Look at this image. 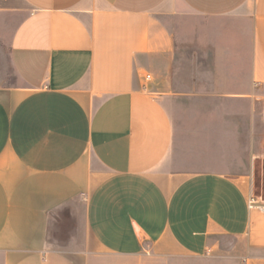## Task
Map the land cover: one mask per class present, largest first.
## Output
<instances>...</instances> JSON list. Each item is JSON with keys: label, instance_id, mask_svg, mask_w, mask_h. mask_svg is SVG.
Masks as SVG:
<instances>
[{"label": "crops", "instance_id": "0c3cea01", "mask_svg": "<svg viewBox=\"0 0 264 264\" xmlns=\"http://www.w3.org/2000/svg\"><path fill=\"white\" fill-rule=\"evenodd\" d=\"M262 161L264 0H0V264H264Z\"/></svg>", "mask_w": 264, "mask_h": 264}, {"label": "rangeland", "instance_id": "374dc122", "mask_svg": "<svg viewBox=\"0 0 264 264\" xmlns=\"http://www.w3.org/2000/svg\"><path fill=\"white\" fill-rule=\"evenodd\" d=\"M7 81L9 83L10 79ZM252 193L260 205L264 206V161L260 162L255 170L252 183Z\"/></svg>", "mask_w": 264, "mask_h": 264}, {"label": "built area", "instance_id": "2783aa9c", "mask_svg": "<svg viewBox=\"0 0 264 264\" xmlns=\"http://www.w3.org/2000/svg\"><path fill=\"white\" fill-rule=\"evenodd\" d=\"M145 80L146 82L151 81V76L150 75H146L145 76ZM249 207L251 209H256L262 213H264V206L260 205V203L255 199V196H251L250 201H249ZM210 254V251L208 252V255Z\"/></svg>", "mask_w": 264, "mask_h": 264}]
</instances>
